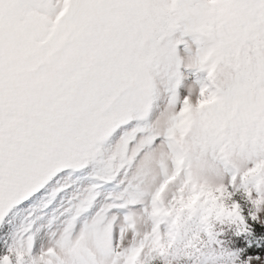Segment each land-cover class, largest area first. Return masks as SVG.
I'll list each match as a JSON object with an SVG mask.
<instances>
[{
	"label": "snow or ice",
	"instance_id": "6c2138e0",
	"mask_svg": "<svg viewBox=\"0 0 264 264\" xmlns=\"http://www.w3.org/2000/svg\"><path fill=\"white\" fill-rule=\"evenodd\" d=\"M0 264H264V0H0Z\"/></svg>",
	"mask_w": 264,
	"mask_h": 264
}]
</instances>
